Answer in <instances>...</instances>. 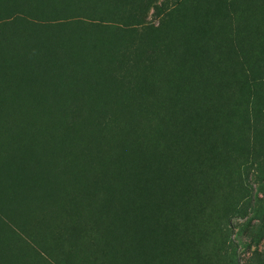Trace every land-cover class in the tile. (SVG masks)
<instances>
[{
    "label": "rangeland",
    "instance_id": "rangeland-1",
    "mask_svg": "<svg viewBox=\"0 0 264 264\" xmlns=\"http://www.w3.org/2000/svg\"><path fill=\"white\" fill-rule=\"evenodd\" d=\"M0 264H264V0H0Z\"/></svg>",
    "mask_w": 264,
    "mask_h": 264
}]
</instances>
